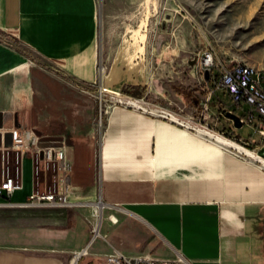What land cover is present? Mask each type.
<instances>
[{
  "label": "crops",
  "instance_id": "obj_1",
  "mask_svg": "<svg viewBox=\"0 0 264 264\" xmlns=\"http://www.w3.org/2000/svg\"><path fill=\"white\" fill-rule=\"evenodd\" d=\"M97 30L96 0H0V136L30 132L17 160L14 150L6 157L24 183L13 199L25 200L38 187L45 166L37 150L47 139L66 149L81 196L98 193L122 221L107 222L113 238L97 239L76 262L88 232L26 230L4 223L0 212V264H106L115 248L130 256L183 254L192 264H264V167L142 108L109 105L100 127L97 88L108 80L100 72ZM221 91L230 95L221 88L211 98L219 110L215 128L252 146L251 138L260 137H244L220 114ZM51 181L50 187L52 174Z\"/></svg>",
  "mask_w": 264,
  "mask_h": 264
},
{
  "label": "rangeland",
  "instance_id": "obj_2",
  "mask_svg": "<svg viewBox=\"0 0 264 264\" xmlns=\"http://www.w3.org/2000/svg\"><path fill=\"white\" fill-rule=\"evenodd\" d=\"M99 9L100 0H96L100 72L108 80L105 85L113 90L104 94L102 104L98 98L100 127L107 123L109 105L140 109L129 102L133 100L150 111L172 113L197 131L205 115L214 124L213 112H219L214 99L210 111L204 106L207 82L202 57L206 49L213 48L218 60L226 66L246 62L264 67V0H103L101 23ZM145 20L142 31L147 35L141 41L134 37L132 29ZM129 84L138 87L136 94L128 91ZM98 89L99 86L97 96ZM220 96L227 110L247 118L251 110L249 103L238 104L223 91ZM237 129L244 137H260L253 124L244 123ZM255 147L253 144L249 148ZM11 160H17L16 153L11 154ZM16 169L12 162V171ZM51 185V171L41 167L37 186ZM78 189L72 195L78 203L76 206L0 208L2 221L9 225L24 224L26 230H59L73 235L88 232L91 238L92 222L99 219L105 235L99 240L112 239V233L105 231L106 224L118 226L122 222L121 218L116 223L109 219L112 213L121 217L119 209L111 206L98 212L90 202L100 200L101 195L86 198ZM87 243H80L78 250Z\"/></svg>",
  "mask_w": 264,
  "mask_h": 264
},
{
  "label": "built area",
  "instance_id": "obj_3",
  "mask_svg": "<svg viewBox=\"0 0 264 264\" xmlns=\"http://www.w3.org/2000/svg\"><path fill=\"white\" fill-rule=\"evenodd\" d=\"M202 65L204 72L210 70V78L207 82V97L204 102L205 110L211 109L210 101L213 94L220 88H225L231 95L234 102L242 104L243 101L251 105V110L247 118H242L243 123L253 124L260 138L252 137L249 143L257 145L261 150L264 149V71L245 70L242 62H238L232 66L222 64L213 48L204 51L202 57ZM113 91L104 83L99 84L98 98L103 103L104 94ZM226 110L220 114H226ZM167 113V112H166ZM172 115V113H169ZM208 114L201 121L199 129H207L216 134L227 136L226 133L218 131L214 124L208 122ZM196 129L195 126L192 127ZM12 144L6 146L5 137L2 134V145H0V207L13 208H30V207H73L78 203L73 199L72 195L75 187L71 181L72 165L68 160L66 149L62 146H40L37 150L38 161H41L47 170L51 171L55 184L50 188L35 187L25 200H14L13 195L17 190L24 188L23 177L19 175V170L12 172L6 164L7 154L14 150L17 158L20 152H23L29 144L30 132L21 129H12ZM229 138V137H228ZM246 147H250L248 143H241ZM258 154L264 156L260 151ZM104 203L101 211L110 208L111 204L107 203L103 197ZM113 208H115L113 206ZM115 213L109 215V219L116 223L118 217H114ZM105 237L102 233V221L92 222V236L88 243L81 248L80 258L89 252V247L99 238ZM192 264L190 260L183 254L174 258H159L151 253L146 255L130 256L120 249L115 248L107 256L106 264Z\"/></svg>",
  "mask_w": 264,
  "mask_h": 264
},
{
  "label": "bare ground",
  "instance_id": "obj_4",
  "mask_svg": "<svg viewBox=\"0 0 264 264\" xmlns=\"http://www.w3.org/2000/svg\"><path fill=\"white\" fill-rule=\"evenodd\" d=\"M146 23L147 22L145 20L141 26H139L138 28L132 29L134 37L137 38V39H140L141 41L144 40L145 37H146V35H147L145 32L142 31V27L145 26ZM141 48H142V46H141ZM242 63H243V67H244L245 70H253V71L263 70L264 71V67H260V66H257L255 64H249V63H246V62H242ZM116 70H119V69H116ZM129 102L133 103V105H136L138 108H142L143 110L149 111V112L154 113V114H159V115H161L163 117H166V118H169V119L173 120L174 122H176L178 124H181L183 126L192 128L191 125L185 124L184 122H182L181 120H179L173 114L171 115V114L166 113V112L157 113L154 110H151V111L148 110L147 108H145L141 104L136 103V101L129 100ZM184 130L185 131H183V132L185 133V135L188 136L187 128H184ZM197 130H198L200 136H202V137L203 136H206V137H209V138L213 139L217 146L233 147L238 153L244 154L248 158V159H245V160H250L252 162H259L264 167V156L258 154L256 150L251 149V148H248V147L244 146L243 144H241V143H239V142H237V141H235V140H233L231 138H228L226 136H222V135L216 134V133H214V132H212L210 130H207V129H197ZM242 158L244 159V157H242ZM93 203L98 208V211H101L102 207L104 206V203H103L102 200L93 201ZM114 217L116 218L117 216L114 215ZM81 254H82L81 251H78V252L75 253L76 262L79 260Z\"/></svg>",
  "mask_w": 264,
  "mask_h": 264
},
{
  "label": "water",
  "instance_id": "obj_5",
  "mask_svg": "<svg viewBox=\"0 0 264 264\" xmlns=\"http://www.w3.org/2000/svg\"><path fill=\"white\" fill-rule=\"evenodd\" d=\"M102 7H103V0H100V9H99V18H100V23L102 21ZM101 42H102V37H101ZM101 68V67H100ZM205 77L206 79H209L210 78V70L209 69H206L205 70ZM226 116H228L229 118L233 119L234 122H235V125L237 127H241L244 123L241 119V116H239L238 114L232 112V111H228L226 110ZM3 124H0V127H2ZM5 137V140H4V143L6 146H9L12 144V134L11 132H8L4 135ZM0 145H2V135L0 136ZM40 146H59V144H57L56 142H52V141H49L47 139L45 140H42V142H40Z\"/></svg>",
  "mask_w": 264,
  "mask_h": 264
},
{
  "label": "trees",
  "instance_id": "obj_6",
  "mask_svg": "<svg viewBox=\"0 0 264 264\" xmlns=\"http://www.w3.org/2000/svg\"><path fill=\"white\" fill-rule=\"evenodd\" d=\"M126 88L128 89V91L130 92V93H137V89H138V87L137 86H135V85H127L126 86Z\"/></svg>",
  "mask_w": 264,
  "mask_h": 264
}]
</instances>
